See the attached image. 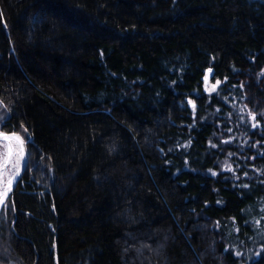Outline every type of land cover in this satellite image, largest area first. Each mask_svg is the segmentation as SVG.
<instances>
[{"label":"trees","instance_id":"16d2710c","mask_svg":"<svg viewBox=\"0 0 264 264\" xmlns=\"http://www.w3.org/2000/svg\"><path fill=\"white\" fill-rule=\"evenodd\" d=\"M0 130V264H264V0H0Z\"/></svg>","mask_w":264,"mask_h":264},{"label":"rangeland","instance_id":"374dc122","mask_svg":"<svg viewBox=\"0 0 264 264\" xmlns=\"http://www.w3.org/2000/svg\"><path fill=\"white\" fill-rule=\"evenodd\" d=\"M11 144H12L11 161H9L10 165L6 170L7 174H13L15 170L18 171L22 164L23 150H22L21 142L18 140H16L15 142H10L6 139H1V138H0V164L8 155L9 146Z\"/></svg>","mask_w":264,"mask_h":264},{"label":"water","instance_id":"95a60500","mask_svg":"<svg viewBox=\"0 0 264 264\" xmlns=\"http://www.w3.org/2000/svg\"><path fill=\"white\" fill-rule=\"evenodd\" d=\"M211 72H212V70H210V69L207 71V79H209ZM12 135H17V136L20 137L21 144H22V150H23L22 164L20 166V169L17 172V176H16V179H15L12 187L10 189L6 190L4 192V194L0 197V215H1L2 209H3L4 205H5V202L9 198V196L12 193V191L14 190L19 178L21 177V175H22V173H23V171H24V169L26 167L27 160H28L27 143H26L25 139L22 137V135L20 133H18V132H5V131L0 130V138L1 139L8 140L9 136H12Z\"/></svg>","mask_w":264,"mask_h":264},{"label":"bare ground","instance_id":"6f19581e","mask_svg":"<svg viewBox=\"0 0 264 264\" xmlns=\"http://www.w3.org/2000/svg\"><path fill=\"white\" fill-rule=\"evenodd\" d=\"M16 140L20 141V137L17 135L9 136L8 141L15 142ZM11 148L12 144L9 146V152L3 162L0 164V197L4 194V192L10 189L16 179L17 170L13 174H7L6 170L8 169L11 161ZM20 169V168H19Z\"/></svg>","mask_w":264,"mask_h":264},{"label":"snow or ice","instance_id":"6c2138e0","mask_svg":"<svg viewBox=\"0 0 264 264\" xmlns=\"http://www.w3.org/2000/svg\"><path fill=\"white\" fill-rule=\"evenodd\" d=\"M205 80H207V77H205Z\"/></svg>","mask_w":264,"mask_h":264}]
</instances>
